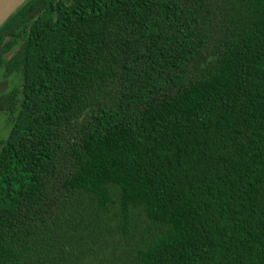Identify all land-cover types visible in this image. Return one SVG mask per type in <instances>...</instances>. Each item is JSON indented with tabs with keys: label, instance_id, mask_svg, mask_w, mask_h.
I'll list each match as a JSON object with an SVG mask.
<instances>
[{
	"label": "trees",
	"instance_id": "trees-1",
	"mask_svg": "<svg viewBox=\"0 0 264 264\" xmlns=\"http://www.w3.org/2000/svg\"><path fill=\"white\" fill-rule=\"evenodd\" d=\"M0 80V264H264V0H25Z\"/></svg>",
	"mask_w": 264,
	"mask_h": 264
},
{
	"label": "water",
	"instance_id": "water-1",
	"mask_svg": "<svg viewBox=\"0 0 264 264\" xmlns=\"http://www.w3.org/2000/svg\"><path fill=\"white\" fill-rule=\"evenodd\" d=\"M25 0H0V26L18 9ZM7 87L6 81L0 82V94Z\"/></svg>",
	"mask_w": 264,
	"mask_h": 264
},
{
	"label": "rangeland",
	"instance_id": "rangeland-1",
	"mask_svg": "<svg viewBox=\"0 0 264 264\" xmlns=\"http://www.w3.org/2000/svg\"><path fill=\"white\" fill-rule=\"evenodd\" d=\"M8 56V53L6 54V57ZM4 134V133H3Z\"/></svg>",
	"mask_w": 264,
	"mask_h": 264
},
{
	"label": "flooded vegetation",
	"instance_id": "flooded-vegetation-1",
	"mask_svg": "<svg viewBox=\"0 0 264 264\" xmlns=\"http://www.w3.org/2000/svg\"><path fill=\"white\" fill-rule=\"evenodd\" d=\"M1 81H4V80H0V82H1ZM6 82H7V81H6Z\"/></svg>",
	"mask_w": 264,
	"mask_h": 264
}]
</instances>
